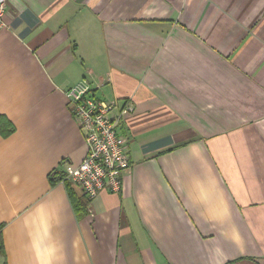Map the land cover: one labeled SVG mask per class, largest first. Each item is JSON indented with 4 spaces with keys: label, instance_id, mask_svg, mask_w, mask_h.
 Wrapping results in <instances>:
<instances>
[{
    "label": "crops",
    "instance_id": "0c3cea01",
    "mask_svg": "<svg viewBox=\"0 0 264 264\" xmlns=\"http://www.w3.org/2000/svg\"><path fill=\"white\" fill-rule=\"evenodd\" d=\"M4 23L0 264H264V0H8ZM81 82L133 108L121 191L84 216L50 182L87 154Z\"/></svg>",
    "mask_w": 264,
    "mask_h": 264
},
{
    "label": "built area",
    "instance_id": "2783aa9c",
    "mask_svg": "<svg viewBox=\"0 0 264 264\" xmlns=\"http://www.w3.org/2000/svg\"><path fill=\"white\" fill-rule=\"evenodd\" d=\"M8 0H0V31ZM70 113L84 133L85 158L65 164L62 183H70L88 201L107 191L118 194L123 174L130 168L128 141L119 134L121 122L133 112L127 102L96 99L91 87L81 82L64 93Z\"/></svg>",
    "mask_w": 264,
    "mask_h": 264
},
{
    "label": "trees",
    "instance_id": "16d2710c",
    "mask_svg": "<svg viewBox=\"0 0 264 264\" xmlns=\"http://www.w3.org/2000/svg\"><path fill=\"white\" fill-rule=\"evenodd\" d=\"M12 132H13V126L11 125V123L5 119L1 120L0 121V134L3 137H6V136L10 135ZM61 181H62V175H60L59 173H54L51 176V179H50L51 185H55ZM72 202L74 204V208L76 211H79V212L82 211L81 216H84L87 213L86 207H87L89 201L86 200L84 197H81L78 200L75 198H72Z\"/></svg>",
    "mask_w": 264,
    "mask_h": 264
}]
</instances>
